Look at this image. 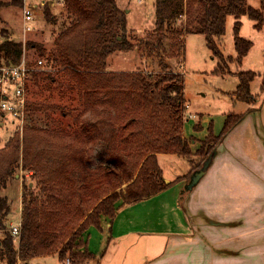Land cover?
Here are the masks:
<instances>
[{
	"label": "trees",
	"instance_id": "trees-1",
	"mask_svg": "<svg viewBox=\"0 0 264 264\" xmlns=\"http://www.w3.org/2000/svg\"><path fill=\"white\" fill-rule=\"evenodd\" d=\"M16 1L21 3L22 0ZM62 1L71 22L54 38L53 56L59 69L67 70L75 81L69 88H76L91 110L97 111L103 104H108L119 111L130 110L131 117L121 127V133L116 123L104 118L87 119L82 128L83 134L95 144L99 142L110 151H119L118 163L111 169V186L101 194L105 195L103 197L87 192L86 188L83 193L87 200L81 198L84 195L75 194L74 178L81 173L86 155L76 138L26 124L21 136L16 132L0 148V187L7 184L19 167L30 171V177L36 181L34 188L28 183L23 184L21 227L16 246L3 221L11 204L5 196H0V229L4 230L0 258L6 264L54 253L59 264H65L66 258L70 264H77L93 257L94 253L88 247L89 227L93 225L102 230V217L114 215L119 199L123 203L136 202L179 179L165 180L158 164V153H176L190 161L192 155H200L199 162L191 168L193 173L202 168L209 153L244 116V113H226L218 132L209 122L205 135L199 139L200 146L193 151L191 141H197V138L185 134L184 130V77L181 72L171 70L161 56L162 36L167 25L186 11L184 32L204 35L207 47L218 60L214 69L218 71L221 66L227 67V61L235 59L240 63L252 45L250 40L239 35L240 21L236 20L233 31L237 56H224L218 40L225 33L227 15L247 14L255 21L257 29L264 22V11L249 5L247 0H155V29L145 44L150 54L158 56L161 72L154 75L140 69L110 71L106 69L109 55L134 47L126 34L125 8L120 7L117 0ZM12 2L0 0V6ZM44 13L50 21L52 15L46 7ZM3 38L0 41V65L17 63L24 49L36 47L38 59L46 55L41 43ZM180 44L184 52V43L178 41V46L171 48L168 57L180 51ZM37 72L49 75L43 70H35L32 74ZM237 75L239 81L232 93L238 100L254 102L257 95L250 91V83L258 72L242 70ZM260 88L264 90V77ZM102 93L103 98L100 97ZM26 110L28 113V99ZM200 128L198 120L193 129ZM124 182H127L124 191L114 190Z\"/></svg>",
	"mask_w": 264,
	"mask_h": 264
},
{
	"label": "rangeland",
	"instance_id": "rangeland-1",
	"mask_svg": "<svg viewBox=\"0 0 264 264\" xmlns=\"http://www.w3.org/2000/svg\"><path fill=\"white\" fill-rule=\"evenodd\" d=\"M12 1L8 5L0 6V41L4 39L3 36H8L13 40H20L23 43L28 40L41 43L46 50V55L42 57L46 67L38 70L49 73V75H41L40 72H37L35 75L32 74L29 80L27 90L29 110L24 119L23 127L26 124H34L42 129L78 139L86 155L84 164L81 165V173L77 174L74 178L75 194L84 195L81 198L87 200L86 194L83 193L86 188L87 192L95 193V196L97 193L101 195L111 186L109 185V180L112 177L111 169L118 163L117 155L119 151H110L107 146L99 142L95 144L86 134H83L82 128L87 119L104 118L116 123L119 133H121V127L131 117V111H119L108 104H103L97 111L87 108L82 94L76 88H69L70 85L75 84V81L67 70L59 69V63L53 56L54 38L63 29L62 26H67L71 22V19L68 20V24H63L60 27L58 24H51L44 13L46 5H39L34 12V29L24 33L22 30L23 19L21 9L24 3L20 4L16 0ZM28 1L32 5L38 0H26V3ZM137 1L123 0L121 3L122 6H127L128 8L126 10V13H128L126 34L129 40L134 43V47L127 52L132 56L129 57L130 60L123 62L122 56L125 54L123 52L126 51H114L115 54L109 59L107 58L106 69L111 71L112 68H117L118 66V68H122L121 71L140 69L156 75L162 70L159 65L158 56L150 54L145 44V40L155 29V0ZM247 3L264 11V0H247ZM61 12L58 11L56 14ZM185 13L186 11L175 22L165 27L162 36L163 49L161 56L165 59L171 70L182 73L184 77L183 97L190 104L188 111L192 112L191 114L196 112L195 114L198 117L201 116V120L198 117L195 118V116H189L185 119V134H192L197 138V141L191 144L194 151L200 146L199 139L205 135L209 122H212L214 131L218 132L223 124L226 113H238L246 110L248 103L236 99L232 91L236 88L239 81L237 72L240 70L264 71V22L261 27L262 29H257L254 27L255 21L247 14H241L239 17L232 14L227 15L225 33L218 40L224 56L232 55L234 58L237 56L233 31L236 20L240 21L239 35L250 40L253 45L249 48L248 54L245 57L243 56L241 65L234 59L233 61H227V67L221 66V69L215 71L214 69L217 67L218 60L213 57L210 49L207 47L204 35L194 32H184L183 26L185 24V17L187 16ZM178 41L184 43V52L181 50L180 44V51L175 56L168 57V52L174 45L178 46ZM25 55L30 60L31 65L35 66L36 60L39 58L37 48L25 49ZM178 60H184V66L179 62L177 63ZM125 68L127 69L125 70ZM228 70L229 72H227ZM261 81L262 75L256 76L250 83V91L253 94L259 93ZM100 97L103 98L104 94H100ZM260 98L254 105L252 115L256 117V132L264 155V90H261ZM198 120L200 121L201 128L194 130L193 125ZM16 132L20 136L22 135L23 128L21 129L19 122L0 111V148ZM190 158L193 160L191 161L193 167L194 164L199 162L200 155L194 154ZM160 160L167 178L172 177V171L176 167L170 166V161L165 156H161ZM181 162L182 167L185 168L187 163L184 160ZM176 164L175 166L180 170V163ZM259 172L262 174L261 179L264 182L262 169ZM120 176L123 177L124 175L120 174ZM24 183H28L29 186L34 188L36 181L30 177V171L22 170L19 167L15 174L8 179L7 184L0 187V196H5L11 204L9 213L3 218L7 231H10V224L16 223L19 220V216H21ZM126 185L127 182H124L114 190L121 189L124 191ZM36 189H34L35 192L37 191ZM227 220L230 225L242 227L244 232L250 234L244 237V241L248 240L251 242L253 240L254 243H264V197L260 198L259 203L256 205L252 204V206L246 207L244 213L241 215ZM253 232H256V234L252 235L251 233ZM3 234L4 230L0 229V247L2 245L1 239L3 238ZM12 237L16 246L19 238L13 235ZM79 250H84V248L79 247ZM0 264H6V262L0 258ZM16 264H59V262L56 258V253H54L40 257L37 256L25 262H17Z\"/></svg>",
	"mask_w": 264,
	"mask_h": 264
},
{
	"label": "crops",
	"instance_id": "crops-1",
	"mask_svg": "<svg viewBox=\"0 0 264 264\" xmlns=\"http://www.w3.org/2000/svg\"><path fill=\"white\" fill-rule=\"evenodd\" d=\"M122 1L117 0L119 6L128 10L121 5ZM22 2L26 0L20 4ZM45 5L52 15L51 24L59 27L68 24L71 18L62 0H46ZM58 11L62 12L56 14ZM123 53V62L130 60L132 55L127 51ZM178 62L184 66V60ZM121 69L117 66L111 71ZM256 72L263 79L264 71ZM261 90L255 93L257 98L253 103L247 102L244 112H238L244 116L209 153L202 168L193 171L202 169L204 172L184 195L193 175L191 161L176 153H158L165 180L179 179L136 202L118 200L114 215L102 217V230L93 225L89 227L88 244L94 256L77 264H264V243L244 241L250 234L227 220L241 215L246 207L256 205L264 197V182L259 172L262 169L264 176V155L256 132V117L252 115L254 105L261 99ZM198 119L201 120V116ZM161 156L176 167L170 178L161 166ZM182 160L187 163L185 168ZM176 163H180V170Z\"/></svg>",
	"mask_w": 264,
	"mask_h": 264
},
{
	"label": "built area",
	"instance_id": "built-area-1",
	"mask_svg": "<svg viewBox=\"0 0 264 264\" xmlns=\"http://www.w3.org/2000/svg\"><path fill=\"white\" fill-rule=\"evenodd\" d=\"M140 1V0H138ZM46 0H38L36 4L24 3L22 9V19L24 33L34 29V9L39 5L44 6ZM45 62L43 58L36 60L35 66L31 65L30 60L25 55V49L17 63L0 65V111L5 115L19 122L21 129L27 115V88L32 72L44 68ZM187 102L183 105L184 116H195L189 111ZM21 227V216L16 223L10 224L11 234L19 238ZM18 240V239H17ZM18 242V241H17ZM65 264H70L69 258H66Z\"/></svg>",
	"mask_w": 264,
	"mask_h": 264
},
{
	"label": "water",
	"instance_id": "water-1",
	"mask_svg": "<svg viewBox=\"0 0 264 264\" xmlns=\"http://www.w3.org/2000/svg\"><path fill=\"white\" fill-rule=\"evenodd\" d=\"M203 172L204 171L202 169L194 172L191 176L189 184H187V188H191L193 185H195L196 182L199 180L200 176L203 174Z\"/></svg>",
	"mask_w": 264,
	"mask_h": 264
}]
</instances>
